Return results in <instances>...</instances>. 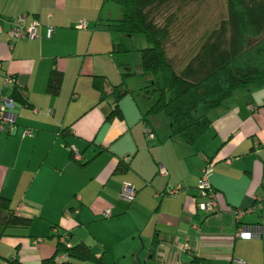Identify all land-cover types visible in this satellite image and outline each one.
Here are the masks:
<instances>
[{"label":"crops","instance_id":"0c3cea01","mask_svg":"<svg viewBox=\"0 0 264 264\" xmlns=\"http://www.w3.org/2000/svg\"><path fill=\"white\" fill-rule=\"evenodd\" d=\"M117 1L0 0V99L12 93L9 75L29 106L15 103L16 132L0 131V197L31 220L28 228H0V264H41L61 236L72 246L83 242L105 264H264V85L235 92L195 145L170 137L164 115L143 119L142 89L152 81L130 54L148 43L136 38L137 49L133 36L108 30L123 15ZM19 17L40 23L38 38L10 47L11 21ZM121 47L131 52H114ZM52 70L64 78L55 97L46 92ZM123 75L132 93L119 101L123 118L107 120L114 96L99 102L93 77L116 86ZM208 161L219 206L212 215L198 209L197 198ZM120 162L130 169L115 173ZM124 183L137 190L131 205L119 198ZM178 186L177 194L165 193ZM250 208L236 218L235 210ZM239 227L253 237L237 238Z\"/></svg>","mask_w":264,"mask_h":264},{"label":"trees","instance_id":"16d2710c","mask_svg":"<svg viewBox=\"0 0 264 264\" xmlns=\"http://www.w3.org/2000/svg\"><path fill=\"white\" fill-rule=\"evenodd\" d=\"M197 1L118 0L123 15L108 26L111 32L140 35L147 41L148 47L139 50L141 69L152 81L142 89L149 104L143 119L147 122L149 117L164 115L169 120L170 137L181 139L187 146L195 145L206 134L212 125L211 114L222 109L235 92L264 85V0H225V17L214 28H206L196 36L199 31L196 22L190 23L191 17L183 19L184 10ZM193 33L195 37H191ZM116 49V53L131 52L123 47ZM63 79L61 71L52 70L46 92L58 96ZM93 87L99 93V102L114 96L107 120L122 119L119 101L132 93L126 88V76L116 86H109L102 76H94ZM10 98L14 105L28 106L17 84ZM147 130L150 134V129ZM62 136L65 138L64 133ZM70 157L75 160L73 153ZM129 169L128 163L120 162L115 173ZM30 224V219L15 213L10 200L0 197L3 231L28 228ZM61 239L62 236L54 254L41 264H105L103 257H97L83 242L72 246L68 240L70 247H67ZM158 243L153 240L151 258L157 253ZM10 264L24 263L13 260ZM190 264H201V260L194 258Z\"/></svg>","mask_w":264,"mask_h":264},{"label":"built area","instance_id":"2783aa9c","mask_svg":"<svg viewBox=\"0 0 264 264\" xmlns=\"http://www.w3.org/2000/svg\"><path fill=\"white\" fill-rule=\"evenodd\" d=\"M24 18L19 17L13 21H11V28L9 29V44L10 47H13L15 42L19 40L24 39H37V30L40 27V23L37 20H32V22L29 25L24 24ZM79 28H85L86 24L82 22L79 26ZM1 30V26H0ZM52 30H48V36L51 37ZM5 82L8 86H14L15 80L12 76L7 75L5 77ZM14 102L10 97H2L0 99V131L5 132L9 135H12L17 130V116L14 113ZM146 132H149L148 130ZM23 134L25 136H31L33 134L32 130L25 129ZM152 137V135H151ZM76 159H79V155L75 156ZM213 174V165L211 162H207L206 165H204L201 176L198 182L197 191H198V209L205 213L206 215H212L214 213H217L219 211L218 206V200H217V194L215 189L213 188L211 184V176ZM160 175L161 176H167L166 169L161 166L160 167ZM181 190V187H175L172 189H169L165 193L168 195H174L177 194ZM136 188L130 184V183H124L122 186V190L120 192V200L124 201L128 205H131L136 197ZM253 211V208H250L248 210H235V216L238 220H240L242 217H244L246 214L251 213ZM69 214V212L67 213ZM105 218L111 217L110 210H106L104 212ZM236 237L241 239H250L253 237V233L251 231L246 230L243 227H239L236 232ZM68 237H62L61 242L66 245L67 247H70ZM185 249H188V245H184ZM239 264H245L243 261H238ZM174 264H184L180 262L179 260Z\"/></svg>","mask_w":264,"mask_h":264},{"label":"rangeland","instance_id":"374dc122","mask_svg":"<svg viewBox=\"0 0 264 264\" xmlns=\"http://www.w3.org/2000/svg\"><path fill=\"white\" fill-rule=\"evenodd\" d=\"M185 19L183 21H186L188 17H191V22H196V29L199 31L196 32V36L201 34L202 31L206 30V28H214L221 19H223L226 15V5L225 0H198L195 4L190 6L189 8H186L185 10ZM187 17V18H186ZM181 22V21H180ZM182 23V22H181ZM194 33L191 35V37H195ZM190 36V35H189ZM132 44L135 45L137 49L143 48L140 44H138V39L145 41V38L140 35H134L133 36ZM131 40L129 41V43ZM147 41H145L146 44ZM188 44V42H185ZM130 58L133 61H140L141 55L139 52L130 54Z\"/></svg>","mask_w":264,"mask_h":264}]
</instances>
